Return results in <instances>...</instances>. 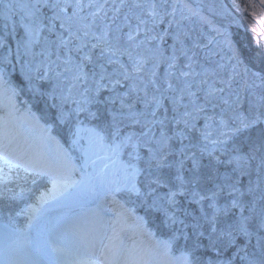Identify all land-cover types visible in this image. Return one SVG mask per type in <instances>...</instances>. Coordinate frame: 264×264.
Here are the masks:
<instances>
[{"label": "snow or ice", "instance_id": "snow-or-ice-1", "mask_svg": "<svg viewBox=\"0 0 264 264\" xmlns=\"http://www.w3.org/2000/svg\"><path fill=\"white\" fill-rule=\"evenodd\" d=\"M229 14L0 0V264H264V45Z\"/></svg>", "mask_w": 264, "mask_h": 264}, {"label": "rangeland", "instance_id": "rangeland-1", "mask_svg": "<svg viewBox=\"0 0 264 264\" xmlns=\"http://www.w3.org/2000/svg\"><path fill=\"white\" fill-rule=\"evenodd\" d=\"M195 5L204 6L209 3L224 4L230 13L225 21L228 30L233 38L235 29L247 30L253 36L254 43L257 45L259 40L264 45V29L261 28V4L260 0H193ZM207 14L208 9H204ZM255 13V17L253 16ZM255 28V31H253Z\"/></svg>", "mask_w": 264, "mask_h": 264}, {"label": "trees", "instance_id": "trees-1", "mask_svg": "<svg viewBox=\"0 0 264 264\" xmlns=\"http://www.w3.org/2000/svg\"><path fill=\"white\" fill-rule=\"evenodd\" d=\"M233 40L238 46L242 48L245 55H254L256 52L257 45L254 43L253 36L247 30L240 28L232 30Z\"/></svg>", "mask_w": 264, "mask_h": 264}]
</instances>
